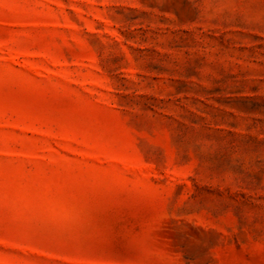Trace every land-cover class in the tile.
I'll return each instance as SVG.
<instances>
[{
	"label": "rangeland",
	"instance_id": "1",
	"mask_svg": "<svg viewBox=\"0 0 264 264\" xmlns=\"http://www.w3.org/2000/svg\"><path fill=\"white\" fill-rule=\"evenodd\" d=\"M0 264H264V0H0Z\"/></svg>",
	"mask_w": 264,
	"mask_h": 264
}]
</instances>
